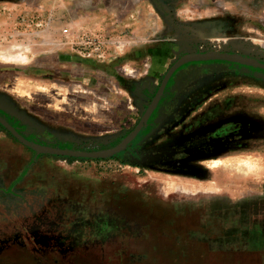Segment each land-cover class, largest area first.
Wrapping results in <instances>:
<instances>
[{"label": "rangeland", "instance_id": "obj_1", "mask_svg": "<svg viewBox=\"0 0 264 264\" xmlns=\"http://www.w3.org/2000/svg\"><path fill=\"white\" fill-rule=\"evenodd\" d=\"M195 50L264 61V0H175L165 13L153 0H0V111L71 149L109 148L137 127L145 92ZM220 62L229 70L178 103L190 78L175 73L131 151L35 168L30 188L46 185L93 219L109 212L107 243L81 228L90 264H264V72ZM231 121L251 129L241 143H179ZM8 144L16 172L31 153Z\"/></svg>", "mask_w": 264, "mask_h": 264}, {"label": "flooded vegetation", "instance_id": "obj_2", "mask_svg": "<svg viewBox=\"0 0 264 264\" xmlns=\"http://www.w3.org/2000/svg\"><path fill=\"white\" fill-rule=\"evenodd\" d=\"M153 2L160 12L165 13L167 9L172 8L175 0H153ZM201 53L220 55L224 52L216 50H195L185 52L179 58L185 55L192 56ZM243 59L264 63L263 60L249 55L244 56ZM220 61L223 60L215 59L205 63L192 61L186 63L182 70L173 72L166 83L170 82L175 73V76L179 80H183L185 77L190 78L188 81H182L184 85L182 89L179 88V85H177V89L175 88L174 95L177 96L175 97L177 103L182 101V96L186 91L190 90L191 84L195 86L196 83H205L212 76L229 70L226 65L228 63ZM256 70L258 71L259 68H256ZM162 82L163 80L153 92V95L150 96L145 92V95L149 97V102L141 119L147 115L146 121H148L150 117L155 118L159 115L158 107L160 106L161 97L167 92L165 89L166 84L160 90ZM157 96L158 98L154 102ZM150 107L152 108L150 109ZM172 112L169 117L163 113L160 115L162 117L164 116V123H167L172 117H175ZM224 124L207 132L203 131L199 133V137L194 138V140H183L179 141V143H241L237 139L243 136L242 132L245 131L247 133H245L244 137L249 136L248 132L251 129L248 125L244 126V123L231 121V123ZM144 125L145 123L142 124L135 136L129 142H126L124 151L118 152L113 156H121L123 153L131 151L133 144L138 142L139 134ZM247 128L249 129L246 130ZM13 132L26 142L40 147L82 152L89 151L87 149L75 147L71 149L67 145L64 146L57 139L49 137L42 129L25 126L23 123L14 121L10 116L0 111V264H31V261L40 264V262H37L38 260L45 264L46 260H50L48 258L49 256H54V259L58 262L62 260L61 264H90L94 260L93 255L96 253L93 252V241L83 238L82 230L84 227L87 229L89 226L93 228L89 233L94 228L97 231L99 229L97 236L91 235L94 242L107 243L111 235L115 233L113 231V224L109 223V212L100 214L99 218L97 216L94 217L96 220L94 222L92 216L84 214L83 211L80 212L75 208H71L69 205L67 206L66 202L60 197V194L58 195L56 192L49 193L46 185L42 187H29V185L36 183L35 181H39L38 179L42 178L40 174L43 172L38 173L34 172V170L42 164L44 159H57V157H60L70 159L71 161L78 158L37 153L19 141L13 135ZM124 140L121 139L116 143H122ZM8 143H16L22 150L31 153L30 158L16 172L12 164L18 160V156H13L9 153L11 147ZM118 144L109 148H113ZM218 148L220 149V147ZM36 175L40 178H37ZM37 186H41V184ZM73 214L76 215V218L72 219L71 216ZM38 216L39 218L36 219ZM93 223L96 226H93ZM38 227H41L40 230ZM83 248L91 249L92 252L89 250L86 251L87 253L85 252L86 254L81 255L79 250ZM23 254L28 257L30 256V261H17L18 257Z\"/></svg>", "mask_w": 264, "mask_h": 264}, {"label": "water", "instance_id": "obj_3", "mask_svg": "<svg viewBox=\"0 0 264 264\" xmlns=\"http://www.w3.org/2000/svg\"><path fill=\"white\" fill-rule=\"evenodd\" d=\"M244 56L241 55H235L233 53H221L220 55L218 54H209V53H201V54H196L192 56H183L176 60L173 65L170 67L168 72L166 73L163 82L161 84V88L165 85L166 81L170 77V75L180 66L192 62V61H209V60H223L227 62H233V63H238L240 65H246L252 68H259L262 71H264V63H259L257 61H249L247 59H243ZM158 96L155 98L154 102L157 100ZM152 107H150L151 109ZM147 120V115H145L142 119L139 125L134 129V131L127 137L122 143H119L117 146L113 148H108V149H102L99 151H88V152H82V151H73V150H60V149H52V148H47V147H40L35 144H31L26 142L25 140L21 139L19 136L13 132V135L21 141L23 144L29 146L33 150H35L37 153H46V154H52V155H61V156H66V157H76V158H107L111 157L114 154L118 152H122L125 149V145L127 144L126 142H129L135 134L140 130V127L142 126L143 123ZM9 130H11L8 127Z\"/></svg>", "mask_w": 264, "mask_h": 264}, {"label": "bare ground", "instance_id": "obj_4", "mask_svg": "<svg viewBox=\"0 0 264 264\" xmlns=\"http://www.w3.org/2000/svg\"><path fill=\"white\" fill-rule=\"evenodd\" d=\"M22 60H23V59H22ZM230 162L233 163L234 160H233V161L230 160V161H226V162H220V163L215 162L214 164L222 165V166H223L225 163L230 164ZM242 162L245 163V164H243V165L247 166V165H246V163H247L246 161L243 160ZM233 164H234V163H233ZM236 164H238V163H236Z\"/></svg>", "mask_w": 264, "mask_h": 264}]
</instances>
